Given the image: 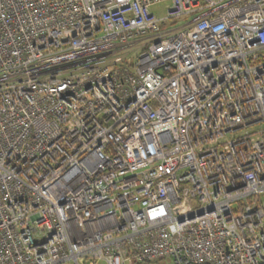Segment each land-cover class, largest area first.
Returning a JSON list of instances; mask_svg holds the SVG:
<instances>
[{
    "label": "built area",
    "instance_id": "built-area-1",
    "mask_svg": "<svg viewBox=\"0 0 264 264\" xmlns=\"http://www.w3.org/2000/svg\"><path fill=\"white\" fill-rule=\"evenodd\" d=\"M166 261L264 264V0H0V264Z\"/></svg>",
    "mask_w": 264,
    "mask_h": 264
},
{
    "label": "rangeland",
    "instance_id": "rangeland-1",
    "mask_svg": "<svg viewBox=\"0 0 264 264\" xmlns=\"http://www.w3.org/2000/svg\"><path fill=\"white\" fill-rule=\"evenodd\" d=\"M171 7V3L170 2H165V3H162V4H159L155 7H153L151 9V11L159 18H164L167 16V13H168V9ZM183 24V21H179L176 25H174L173 27H170L168 25H165L163 27V31H168L170 29H174V28H177L179 26H181ZM228 138H232L233 135H229L227 136ZM71 264V263H70ZM164 264H170V261H166Z\"/></svg>",
    "mask_w": 264,
    "mask_h": 264
}]
</instances>
